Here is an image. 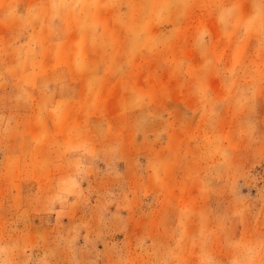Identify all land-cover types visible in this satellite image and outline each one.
Masks as SVG:
<instances>
[{
  "label": "rangeland",
  "instance_id": "obj_1",
  "mask_svg": "<svg viewBox=\"0 0 264 264\" xmlns=\"http://www.w3.org/2000/svg\"><path fill=\"white\" fill-rule=\"evenodd\" d=\"M0 264H264V0H0Z\"/></svg>",
  "mask_w": 264,
  "mask_h": 264
},
{
  "label": "crops",
  "instance_id": "obj_2",
  "mask_svg": "<svg viewBox=\"0 0 264 264\" xmlns=\"http://www.w3.org/2000/svg\"><path fill=\"white\" fill-rule=\"evenodd\" d=\"M83 28H85V26L82 25ZM71 41V40H70Z\"/></svg>",
  "mask_w": 264,
  "mask_h": 264
}]
</instances>
